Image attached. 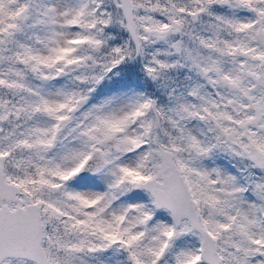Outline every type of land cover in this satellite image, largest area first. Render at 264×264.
<instances>
[{
	"label": "snow or ice",
	"instance_id": "6c2138e0",
	"mask_svg": "<svg viewBox=\"0 0 264 264\" xmlns=\"http://www.w3.org/2000/svg\"><path fill=\"white\" fill-rule=\"evenodd\" d=\"M0 264H264V0H0Z\"/></svg>",
	"mask_w": 264,
	"mask_h": 264
}]
</instances>
